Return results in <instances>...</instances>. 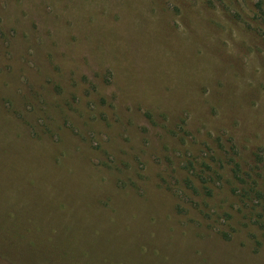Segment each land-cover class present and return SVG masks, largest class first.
Wrapping results in <instances>:
<instances>
[{"label": "rangeland", "instance_id": "rangeland-1", "mask_svg": "<svg viewBox=\"0 0 264 264\" xmlns=\"http://www.w3.org/2000/svg\"><path fill=\"white\" fill-rule=\"evenodd\" d=\"M260 1L0 0V264H264Z\"/></svg>", "mask_w": 264, "mask_h": 264}, {"label": "trees", "instance_id": "trees-1", "mask_svg": "<svg viewBox=\"0 0 264 264\" xmlns=\"http://www.w3.org/2000/svg\"><path fill=\"white\" fill-rule=\"evenodd\" d=\"M258 7H259V9H262L264 7V0H261L258 3ZM234 173H237L239 175V165H237V164H235Z\"/></svg>", "mask_w": 264, "mask_h": 264}]
</instances>
